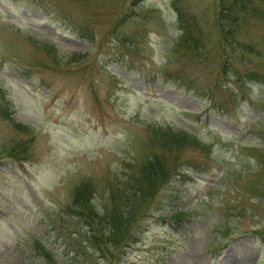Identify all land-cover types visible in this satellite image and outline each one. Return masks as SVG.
Instances as JSON below:
<instances>
[{
    "label": "rangeland",
    "instance_id": "rangeland-1",
    "mask_svg": "<svg viewBox=\"0 0 264 264\" xmlns=\"http://www.w3.org/2000/svg\"><path fill=\"white\" fill-rule=\"evenodd\" d=\"M0 264H264V0H0Z\"/></svg>",
    "mask_w": 264,
    "mask_h": 264
},
{
    "label": "trees",
    "instance_id": "trees-1",
    "mask_svg": "<svg viewBox=\"0 0 264 264\" xmlns=\"http://www.w3.org/2000/svg\"><path fill=\"white\" fill-rule=\"evenodd\" d=\"M76 201V200H75ZM86 202V200L85 201H80V202H78L80 205H83L84 203Z\"/></svg>",
    "mask_w": 264,
    "mask_h": 264
}]
</instances>
